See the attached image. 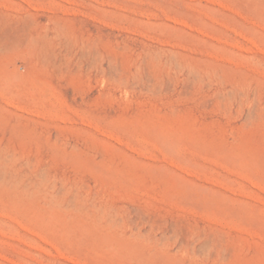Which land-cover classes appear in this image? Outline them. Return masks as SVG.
<instances>
[{
  "label": "rangeland",
  "instance_id": "1",
  "mask_svg": "<svg viewBox=\"0 0 264 264\" xmlns=\"http://www.w3.org/2000/svg\"><path fill=\"white\" fill-rule=\"evenodd\" d=\"M0 264H264V0H0Z\"/></svg>",
  "mask_w": 264,
  "mask_h": 264
}]
</instances>
